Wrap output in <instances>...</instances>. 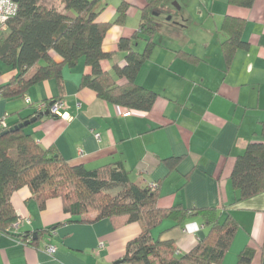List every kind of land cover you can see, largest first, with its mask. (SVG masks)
<instances>
[{"label":"crops","instance_id":"obj_1","mask_svg":"<svg viewBox=\"0 0 264 264\" xmlns=\"http://www.w3.org/2000/svg\"><path fill=\"white\" fill-rule=\"evenodd\" d=\"M119 1L101 0L97 20H113ZM126 1L124 19L111 23L103 36V50L111 51L100 61L105 70L124 63L118 40L134 32L146 2ZM225 15L245 19L241 37L246 46L235 51L228 66L220 45ZM157 19L158 44L136 77L157 92L149 109L124 114V105L80 86L88 66L79 57L74 66H63L60 80L50 77L19 95L1 94L0 116L12 125L33 116L36 102H43L40 109L45 110L49 100L63 99L66 116L44 115L24 126L36 142L52 147L68 164L92 168L122 161L135 183L157 182L160 207L187 209L183 219L163 218L151 228L153 238L171 241L176 254L208 233L209 225L195 211L213 207L218 222L229 215L237 228L221 262L211 264H264V191L239 199L229 177L248 142L264 141L259 129L264 122V0H252L249 6L229 0H164ZM137 44L141 49L143 41ZM188 52L196 62L184 59ZM52 55L61 61L56 52ZM16 72L0 64V86ZM116 82L124 83V78ZM10 200L20 220L0 231V264H132L121 258L141 222L74 220L61 197H46L41 204L27 185L15 189ZM47 242L55 246L52 256L43 249Z\"/></svg>","mask_w":264,"mask_h":264},{"label":"trees","instance_id":"obj_2","mask_svg":"<svg viewBox=\"0 0 264 264\" xmlns=\"http://www.w3.org/2000/svg\"><path fill=\"white\" fill-rule=\"evenodd\" d=\"M163 1L146 0L139 8L138 26L131 35L121 36L118 40V48L124 51V63H113L112 70H105L100 61L110 57L111 51L103 50V36L111 23L124 19L128 1H119L113 20L99 21L97 15L103 7L101 0H51L48 4L46 0H16L15 14L0 30V61L16 68L17 72L0 86V95H19L28 85L42 79L54 77L60 80L63 66L72 67L82 57L88 70L82 73L80 86L90 87L104 100L129 109H149L157 92L143 86L136 77L158 44L155 38L160 24L157 12ZM229 1L240 6L252 3V0ZM244 25L245 19L241 16L225 15L222 19L221 27L226 34L220 45L226 66L235 51L246 46L241 37ZM141 40L143 46L140 49L137 42ZM53 51L61 56V61L53 57ZM184 59L197 61V57L189 52L184 54ZM118 77H123L124 83H117ZM57 99L59 97L49 101ZM42 111L36 109L32 115L37 118L58 115L49 110L47 113ZM18 121L15 123L21 122ZM15 123L7 124L0 131L15 126ZM24 128L19 126L0 134V231H8L16 219L10 200L12 192L27 185L31 193L41 199V204L46 197H61L63 209L74 220L108 217L118 223L141 222V230L127 240L121 258L132 264L221 262L237 228L229 215L218 222L213 207L196 210L209 225L208 233L188 251L176 254L171 241L153 238L151 228L163 218L174 219L180 215L183 219L187 209L176 205L160 207L157 204L158 184L153 187L135 183L122 161L92 168L82 163L68 164L52 147H43L36 142ZM259 129L264 134V122ZM229 177L239 199L264 191V141L248 142L236 156Z\"/></svg>","mask_w":264,"mask_h":264},{"label":"built area","instance_id":"obj_3","mask_svg":"<svg viewBox=\"0 0 264 264\" xmlns=\"http://www.w3.org/2000/svg\"><path fill=\"white\" fill-rule=\"evenodd\" d=\"M17 9V3L16 0H0V29H4L6 26V21L7 19L14 15ZM26 101L29 100V98L27 96L24 97ZM36 108L40 109L41 107H43L45 104L43 102H36L35 103ZM65 106V101L61 98L51 102V104L48 106V110L50 112L56 113L59 116L61 115L59 110L63 109V107ZM42 110V109H40ZM134 109H125L123 112L124 114H130L131 111H133ZM7 125L6 121H5V116L1 115L0 116V130L2 128H4ZM96 135H98V133H96ZM151 186L156 187L157 186V182L153 181L150 183ZM149 184V185H150ZM19 218L15 219L14 221H12V223L10 224L11 226L17 225L19 222ZM102 245V241H99V246ZM43 249L44 251L51 255L53 254L54 250H55V246L52 243H44L43 244Z\"/></svg>","mask_w":264,"mask_h":264},{"label":"water","instance_id":"obj_4","mask_svg":"<svg viewBox=\"0 0 264 264\" xmlns=\"http://www.w3.org/2000/svg\"><path fill=\"white\" fill-rule=\"evenodd\" d=\"M168 17H169V16H168ZM47 112H48V110L45 109V110L42 111L41 113H47ZM36 118H37V116L33 115V116H31L30 118H27V119H25V120H23V121L17 123L15 126H12V127H9V128H7V129H4V130L0 131V134L5 133V132H7V131L10 130V129L17 128V127H19V126H26V125L29 124L30 122H33L34 120H36Z\"/></svg>","mask_w":264,"mask_h":264},{"label":"rangeland","instance_id":"obj_5","mask_svg":"<svg viewBox=\"0 0 264 264\" xmlns=\"http://www.w3.org/2000/svg\"><path fill=\"white\" fill-rule=\"evenodd\" d=\"M0 30H2V29H0ZM0 64H3V65H4L5 63H3L2 61H0ZM123 108H124V110H125V109H129V108H127L126 106H123ZM59 112H60V114H61L60 116H62V117L66 116V113H65L64 109H60ZM96 136H97V135H96ZM91 215H92V213H90V216H91Z\"/></svg>","mask_w":264,"mask_h":264}]
</instances>
